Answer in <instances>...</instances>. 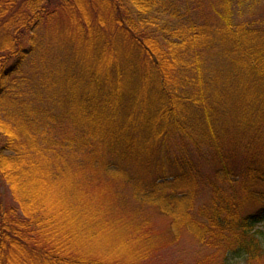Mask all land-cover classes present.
<instances>
[{"label":"trees","instance_id":"obj_1","mask_svg":"<svg viewBox=\"0 0 264 264\" xmlns=\"http://www.w3.org/2000/svg\"><path fill=\"white\" fill-rule=\"evenodd\" d=\"M208 3L214 28L186 0H0V179L18 204L0 182V264H148L161 245L145 207L209 250L193 264H263L245 208L264 205V25ZM79 179L126 193L102 214L131 231L125 257L105 220L93 245Z\"/></svg>","mask_w":264,"mask_h":264},{"label":"rangeland","instance_id":"obj_2","mask_svg":"<svg viewBox=\"0 0 264 264\" xmlns=\"http://www.w3.org/2000/svg\"><path fill=\"white\" fill-rule=\"evenodd\" d=\"M187 4H190L194 9L199 8H205L204 9V22L205 25L207 24L211 28H214L217 24H219L222 21L224 11L218 6V4H214L213 8H210V4L208 1L210 0H203L204 3L199 2L198 0H186ZM220 0H217V3H219ZM229 9H230V16L232 18V21L235 26H238L239 24H255V26L261 24V26L264 25V0H229ZM217 11V12H216ZM202 20V19H201ZM203 169L202 172L204 174L211 173L212 169L202 161ZM0 182L2 184V193L4 196V204L5 206H18V204L13 199V195L9 188L3 183V181L0 179ZM78 183L75 184L76 189L72 191V196L70 197L75 200L74 204L77 206L78 204L80 206L85 205V208L90 210V212L96 216L95 223H93V218L89 216L88 221L91 222L89 226L95 227V232L93 233V236L95 237V242L93 245L97 247L98 243L102 241V236L99 235L98 231L101 226L104 225V220L106 221L107 226L110 228L109 230L114 232L116 229L121 232L120 235H122L119 240V244L117 243L115 245L114 242H112V246L115 245L116 251H119L120 257H125V251L120 250V244H123V236L128 239L130 236L128 229L118 228L114 224H112V218L115 216L114 211H120L124 208H121V205L125 203V208L129 207L127 201L126 193L124 192H117L116 194H119L120 196H112L109 192H112L111 185L107 184V182H102L103 184L99 185L98 187L91 186L90 188L88 186H85L81 184V180H77ZM197 194V203L196 207L198 208L200 205H204L210 201L211 194L210 190L207 187V185L202 182L200 183ZM82 185V187H81ZM103 186L102 188H99ZM119 191V190H115ZM115 194V195H116ZM129 200V197H128ZM118 203V206L114 204ZM52 207L54 209H60V207H65V203L56 201V198L53 201ZM113 208V210L110 211L108 214V218H104L102 214L106 215V211L110 208ZM261 216V222L257 223L255 226V229L260 230L262 232L261 240L264 245V205L258 204L253 205L250 207L245 208V214L248 216H253L256 214H259ZM99 215L101 216V220L99 221ZM139 221L143 224L147 222V224L152 225V229L154 232V236L157 238L156 244L160 243V248L157 250V252H154L151 260L147 262L148 264H193L197 261V259L201 258L203 255L208 253V249H202L199 243L195 240V238L187 233L184 232L179 240H174L172 238L171 234V219L162 214L159 210H157L155 207H145L142 209V216H139ZM152 232V233H153ZM124 233V234H122ZM105 240V239H104ZM170 240L173 242L169 243ZM155 242V241H153ZM129 245L128 248V254L132 256L134 252L136 251V245L133 243H127ZM117 246V247H116ZM118 255V256H119ZM228 264H243L242 261H233L229 260ZM264 264V261H263Z\"/></svg>","mask_w":264,"mask_h":264}]
</instances>
